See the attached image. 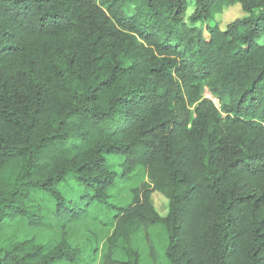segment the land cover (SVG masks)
Returning <instances> with one entry per match:
<instances>
[{"label": "trees", "instance_id": "obj_1", "mask_svg": "<svg viewBox=\"0 0 264 264\" xmlns=\"http://www.w3.org/2000/svg\"><path fill=\"white\" fill-rule=\"evenodd\" d=\"M263 37L264 0H0V264H264Z\"/></svg>", "mask_w": 264, "mask_h": 264}, {"label": "rangeland", "instance_id": "obj_2", "mask_svg": "<svg viewBox=\"0 0 264 264\" xmlns=\"http://www.w3.org/2000/svg\"><path fill=\"white\" fill-rule=\"evenodd\" d=\"M192 7L189 8L188 13H187V17H189L192 14ZM241 9L239 6H235L232 9H230L227 13H225V15L222 18L221 21V26H225L226 24H228L229 22L241 17L243 14L241 13ZM197 26H200L199 24ZM261 41H264V37L261 39ZM205 97L207 98H212L213 102L217 105L218 107V102L208 93H205ZM152 202L154 205L155 210L158 212V214L160 216H165L167 213V205L165 204V202L160 199L159 197H157L155 194L152 197ZM154 238L160 234V231L158 230V232L154 231Z\"/></svg>", "mask_w": 264, "mask_h": 264}]
</instances>
